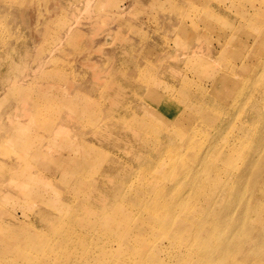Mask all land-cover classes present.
<instances>
[{
    "label": "rangeland",
    "instance_id": "374dc122",
    "mask_svg": "<svg viewBox=\"0 0 264 264\" xmlns=\"http://www.w3.org/2000/svg\"><path fill=\"white\" fill-rule=\"evenodd\" d=\"M135 24L140 27V32H135ZM131 26L134 27L133 30ZM181 28L183 30L179 32ZM237 28L239 29L235 31ZM242 29L264 37L260 33L264 31V0H0L2 36L12 42L13 51L24 43L25 54H30L26 56L30 60L24 68V75L32 73L31 68L35 65L41 67L36 74L32 73V76L24 80V83H33L35 88L27 87L25 93L18 88L9 97L4 109L0 110V115L5 114L3 118L8 123L0 125V134L4 133L2 126L9 128L13 124L20 125L29 140L35 142L34 148L29 144L22 148H12L13 145L7 142L0 143V219L4 220L8 227H27L28 230L41 235L47 227H53L51 220L37 215V209L49 205L48 201L52 205L61 201L56 199L55 184H60L63 192L65 190L62 184L64 178L48 168V161L52 156L65 154L60 143L61 138L65 137L72 138L78 147L76 160L83 157L81 148L87 146L78 135L80 125L94 134L111 118H118L120 123L123 122L120 117L107 110L112 95L106 85L111 80L131 89L133 83L127 85V80L123 78L129 76L132 82L145 86L159 84L160 92L176 96H181V90L190 88L193 92L200 93L199 100L205 102L200 103L201 106L215 110L213 119L200 118V137L204 134L214 136L216 128L226 133L231 121L238 122L240 105L246 97L244 94L251 92L252 81L255 77L264 79V41L262 44L254 42L251 36L244 35L249 32L242 33ZM233 37L237 39L234 40ZM126 39L133 40L134 43ZM1 44V62L6 64V59L12 60L6 71H0L4 81L0 90L6 96L11 89L18 86L20 71L15 73V68L19 59L8 55L7 52H1L2 48L7 49L4 43ZM39 56L43 58V62L34 63ZM174 64L180 72L175 76L170 75L169 83H159V79L165 76L162 71L170 70ZM47 73L51 76H47ZM80 76L83 81L70 79ZM231 76L242 79L243 82L237 85L236 89L228 91L230 87L225 84ZM21 82L22 78L19 79V83ZM76 90L84 91L89 95L88 104H100V108H86L84 111L81 109V112L77 113L73 111L72 103L60 101L61 97H70ZM38 96L41 98H37ZM141 103L151 109L147 118L152 119L153 102L147 97L126 100L124 111L126 107ZM60 104L61 113H66L68 120H63L57 113ZM26 108L28 112H25ZM6 117L10 119L9 122ZM31 118L49 122L52 128L47 130L43 126L30 124L28 122ZM165 130L166 127L159 128L160 132ZM55 138H58V142L53 145ZM255 151L256 149L251 150L249 158L244 160L242 170L238 174L235 172L233 184H236L245 168L252 166L253 159L258 158V151ZM37 152H40L39 156H36ZM117 155L126 157V153L120 150ZM262 155L261 162L258 163L260 166H264V153ZM60 171L63 173V168ZM228 179L222 175L221 187L213 194L219 196L217 204L231 201V197L224 199L223 185ZM28 185L38 190L42 196L31 197ZM234 193L243 196L244 200L236 203L232 212L226 210L228 204L225 203L219 214H224L229 221L246 216V229L256 234H264V225L261 223V219H264V199H261L264 198V193L251 191L246 183L234 190ZM79 196L84 195L67 191L63 199L75 206L79 202ZM205 200L209 198H204L197 207L190 209L193 216L200 215L204 218L198 227H184L183 233L188 236V242L196 229L201 233L199 228L203 225H206L207 229L204 233L213 239L214 231L207 225L209 226V222L216 217L213 213L216 208L208 213ZM256 203L263 204L261 212H253ZM24 212L28 217H23ZM65 217L68 218L67 215ZM91 219L95 221L93 217ZM180 220L182 218L177 216L164 232L172 230ZM184 220L189 221L185 218ZM8 227L3 226L0 229V238L3 243L15 245V248L20 247L18 255L8 257L10 264H29L23 256H35L36 254L32 253L35 248L16 243L10 236ZM260 227L262 229L259 231ZM240 229L239 226L236 227L230 235L231 246L238 249L242 245L237 242L241 236L237 233ZM220 233L223 234L222 231ZM76 237V233L69 238L64 237L68 240L66 245H71V240ZM161 238L162 235L159 241ZM174 238V242L182 239L177 236ZM112 240L116 248V242ZM224 241L227 242L226 238L222 240ZM181 247L183 248V245ZM258 247H264V243L246 242L245 251L242 246L239 253L231 254V257L237 258L239 263L244 255L250 256ZM45 248L50 253L47 256L56 258L60 264H66V256L76 260L79 257L76 253L81 251L72 245L71 250L63 249L55 256L58 252L54 253L51 246ZM261 252L264 253V250ZM160 259L163 260V257ZM97 260L98 258L94 262H98ZM227 263H231L228 262V254H220L213 260L203 261V264ZM247 264H264V256Z\"/></svg>",
    "mask_w": 264,
    "mask_h": 264
},
{
    "label": "bare ground",
    "instance_id": "6f19581e",
    "mask_svg": "<svg viewBox=\"0 0 264 264\" xmlns=\"http://www.w3.org/2000/svg\"><path fill=\"white\" fill-rule=\"evenodd\" d=\"M134 27L135 32L141 31L138 24ZM134 27L131 26V29ZM182 30L181 28L179 32ZM241 32H249L244 35L251 36L256 43L262 44L264 41V37L253 35L246 29H242ZM260 33L264 35L263 30ZM126 40L134 43L133 40ZM1 43L7 47L2 48L1 52H7L8 55L19 59L15 73L20 71L18 86L11 89L6 96L0 90V110H3L8 104L9 97L18 88L24 93L27 87L35 88L33 83L29 81L24 83V80L32 76V73L36 74L41 67L35 65L31 68L32 73L24 75V68L28 66L30 60L26 57L30 54H25L24 43L13 51L12 42L4 39L0 32V45ZM41 61L43 62V58L39 56L34 63ZM131 61L135 62L133 59ZM11 63L12 60L6 59V64L0 60V71H6ZM1 72L0 89L4 86ZM162 72L165 76L159 79V83H169L170 75L175 76L180 70L175 65L170 70ZM46 75L51 76L50 73ZM20 78L23 79L21 83ZM123 78L127 80V85L133 83L131 89H126L114 80L106 85V89L112 95L107 110L120 117L123 122L120 123L118 118H111L94 134L80 125L78 135L87 146L81 148L83 157L76 160L78 147L72 138L65 137L60 141L65 154L59 157L52 156L48 161V168L64 178L62 184L65 190L63 192V187L55 184L56 199L61 201L57 202V205H52L48 201L49 205L37 209V215L43 216L45 220H51L53 227H47L41 235L28 230L27 227H8L7 223L0 219V229L7 226L10 236L16 243L35 248L32 252L36 254L35 256H23L29 264H60L56 258L47 256L50 253L45 247L51 246L54 253L58 252L55 256H58L63 249L71 250L72 245L81 251L76 253L79 256L76 260L66 256V264H203V261L213 260L220 254H228L230 264H247L253 259L262 258L264 253L261 251L264 247L256 248V252L250 256L244 255L239 263L236 261L237 258L231 257V254L237 255L242 246L245 251L246 242L263 244L264 234H256L246 229V216L229 221L224 214L220 215L219 211L227 203L226 210L232 212L233 206L244 200L243 196L233 194L242 184L246 183L251 191L264 193V166L258 165L264 153V79L255 77L252 81V90L248 95L244 94L246 97L240 105L238 122L231 121L226 133L216 128L214 136L204 134L200 137V118L215 117V110L201 106L200 103L205 102L199 100L200 93L188 88L181 90V96L163 94L160 92L161 89L159 90V84L145 86L132 82L129 76ZM70 79L83 81L82 76ZM242 82V79L231 76L225 85L230 87L227 90L231 91ZM84 88L83 84L82 90ZM136 97H147L153 102L152 119L147 118L151 109H147L145 103L126 107L124 111L126 100H133ZM88 99L89 95L84 91L76 90L70 97H61L60 101L72 103V109L77 113H80L81 109L84 111L86 108L94 110L100 108V104H88ZM61 110L62 104L59 105L57 113L63 120H68L69 116L61 113ZM28 111L26 108L25 112ZM5 116L0 115V125L8 124L3 118ZM6 120L10 121L8 117ZM28 123L43 126L47 130L52 128L51 123L39 118H31ZM160 127H166V130L160 132ZM1 129L4 133L0 134V143L7 142L13 145L12 148H22L29 144L34 148L35 142L29 140L20 125L13 124L9 128L2 126ZM57 139L52 141L53 145L57 144ZM122 146L126 148H119ZM132 146L137 148H130ZM253 149L258 151V158L253 159L252 166L245 168L239 180L233 184L235 172L238 174L242 170L244 160L249 158ZM118 150L125 152L126 157L117 155ZM39 155L40 152H37L36 156ZM61 168L63 173L60 171ZM222 175L229 178L223 185L224 199L231 197V201L217 204L219 196L213 194L221 187ZM67 191L84 196H79V202L71 206L63 199ZM28 192L34 198L42 196L34 187H30ZM50 194L52 195L51 192ZM204 198H209L205 200L208 213L216 208L213 211L216 217L209 222L211 227L207 225L214 231L213 239L204 233L207 229L206 225H203L199 228L201 233L199 234L196 229L188 242L186 241L188 236L183 233L184 227L188 229L194 225L198 227L204 218L200 215L193 216L190 209L197 207ZM262 206V203H256L253 212H261ZM26 216L24 212L23 217ZM177 216L183 221H177L172 230L164 232ZM183 217L189 221H185ZM217 219L219 220L216 221ZM30 221L33 222L32 219ZM261 223L264 225V219H261ZM238 226L241 229L237 233L241 236L237 242L242 243L239 249L231 246L230 236ZM261 229L260 227L259 231ZM75 233L78 237L71 240V245H66L68 240L65 238ZM176 236L182 239L174 242ZM224 238L227 242H222ZM112 239L116 242V248ZM19 253L20 247L15 248V245L3 243L0 238V264H10L8 257H14ZM161 256L163 260L160 259ZM97 258L98 262H94Z\"/></svg>",
    "mask_w": 264,
    "mask_h": 264
}]
</instances>
